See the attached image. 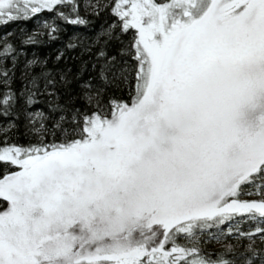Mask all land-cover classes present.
<instances>
[{"label":"snow or ice","instance_id":"obj_1","mask_svg":"<svg viewBox=\"0 0 264 264\" xmlns=\"http://www.w3.org/2000/svg\"><path fill=\"white\" fill-rule=\"evenodd\" d=\"M0 264H264V0H0Z\"/></svg>","mask_w":264,"mask_h":264}]
</instances>
